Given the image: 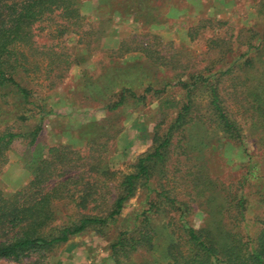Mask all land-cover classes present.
Wrapping results in <instances>:
<instances>
[{
    "label": "rangeland",
    "instance_id": "374dc122",
    "mask_svg": "<svg viewBox=\"0 0 264 264\" xmlns=\"http://www.w3.org/2000/svg\"><path fill=\"white\" fill-rule=\"evenodd\" d=\"M78 1L79 23L71 24V19L58 14L51 16L50 24L44 21L34 28L36 44L44 47L23 51L28 73L17 74V81L30 89L45 114L33 144L30 138L19 137L4 153L2 192L8 196L27 184L50 146L68 144L83 157L75 162L85 164L78 170L83 172V183L95 182L105 197L113 196L122 175L133 171L137 158L152 149L154 138L164 135L187 101L179 82L190 86L197 76L202 79L222 72L218 96L240 131V142L230 140L221 130L209 104L210 92L198 82L191 93L188 117L192 120L174 129L164 176L154 177L151 185L180 200L190 201L192 195L203 202L198 195L203 193L195 187V182L203 183L200 177L216 180L217 188H229L231 193L240 192L244 182L246 223L256 228L261 212L259 194L264 189V115L260 110L264 107V48L253 51L246 64L244 53L251 36L255 44L264 39V0H170L172 5L162 6L159 22L150 25L135 21L133 13L124 10L129 0ZM124 39H135L133 44L139 48L142 41L147 50L119 53ZM123 86L128 89L122 104L107 110L105 103ZM14 101L13 94H0V132L6 128L24 132L37 121L38 116L15 119ZM96 162L107 165L110 173H86ZM80 185L72 182L66 197L54 201L57 223L76 219L93 207L90 201L79 204ZM146 194V188L140 187L114 222L89 227L55 246L46 264L167 261L169 244L180 243L183 248L184 241L176 219L169 222L163 209L149 223L153 233L150 247L117 254L111 250L134 213L147 209L148 200L155 198L154 192L148 198ZM109 202L96 203L97 209L105 211ZM207 206L210 212L211 204ZM194 211L190 216L193 225L206 224L205 209L198 205ZM228 212L233 214L235 209ZM0 264L38 263L31 257L21 262L0 260Z\"/></svg>",
    "mask_w": 264,
    "mask_h": 264
},
{
    "label": "trees",
    "instance_id": "16d2710c",
    "mask_svg": "<svg viewBox=\"0 0 264 264\" xmlns=\"http://www.w3.org/2000/svg\"><path fill=\"white\" fill-rule=\"evenodd\" d=\"M78 2V0H0V94L14 95L15 119L26 120L31 116H38V122L35 121L24 132H15L8 128L0 132V167L6 160L4 153L16 138L28 137L33 144L42 131L44 108L32 99L30 89L21 85L16 78L19 73L24 75L28 73L22 57L24 49L36 50V47H44L38 46L34 40L35 25L44 21L46 25L50 24L53 21L51 16L57 14L67 20L71 19L69 21L71 24L79 23L82 17ZM160 2L154 4L151 0H129L124 4V10L131 11L133 19L143 25L156 24L159 22L162 6L172 5L170 0ZM251 39L247 41V50L244 53L245 64L251 59L253 51L259 52L264 48V39L256 44ZM134 42L135 39L122 40L119 53L147 50L143 47L142 41L138 43L140 48L133 44ZM221 74L222 72L219 73ZM219 75H210L202 79L197 76L190 86L179 82L185 88L187 101L168 125L164 135L154 138L152 149L137 158L133 171L122 175L116 186L117 191L111 197H105V192L100 191L97 183H83L85 179L82 176L83 172L78 170L85 164L75 163L83 161L78 150L68 144L50 146L48 156L38 161L27 184L8 196L0 189V260L21 262L35 257L38 264H46L47 257L55 246L89 227L111 224L121 214L125 202L133 197L140 187H145L147 198L151 192L155 193V198L148 200L147 209L134 213L130 225L118 233L116 241L111 244L113 253L150 247L153 233L149 223L151 218L163 209L168 213L169 222L176 219L184 247L182 248L180 243L172 242L166 251L167 261L159 262L153 259L146 264H264V189L259 194L261 212L257 219V227L252 229L246 223L248 200L244 192V182L239 185L242 189L240 192L231 193L229 188H217L216 180L200 177L203 183L195 182V187L203 193V195L198 193L199 196H203V202L211 204L210 212L207 209L209 207L199 202L197 197L191 195L190 201L180 200L175 196L171 197L164 189L156 191L151 185L154 177L164 176V164L168 159L174 129L192 120L188 117L192 107L191 93L198 82L210 92L209 104L221 130L230 140L240 142V131L228 117L218 96ZM127 89V86H123L119 93L113 92L115 98L105 103L104 107L107 110L116 109L122 104ZM260 110L264 115V107H260ZM87 146L90 151L95 150L94 147L91 148V144ZM70 155H74L75 158ZM100 157L99 152V161ZM99 164L96 162L87 168L86 173H92V176L110 173L107 165L102 167ZM72 170L75 171L70 174ZM72 182L81 183L82 188L78 190L82 192L79 204L85 206L90 201L93 202V207L76 219L57 223L54 201L66 197L64 194ZM83 188L87 189L86 192H83ZM107 201L110 202L105 211L97 209L96 203L100 205ZM198 205L202 206L208 215L206 224L195 227L190 216ZM231 207L235 209L233 214L228 212Z\"/></svg>",
    "mask_w": 264,
    "mask_h": 264
}]
</instances>
